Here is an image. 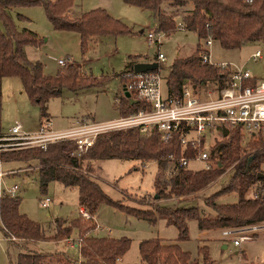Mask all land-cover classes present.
<instances>
[{"label":"trees","instance_id":"1","mask_svg":"<svg viewBox=\"0 0 264 264\" xmlns=\"http://www.w3.org/2000/svg\"><path fill=\"white\" fill-rule=\"evenodd\" d=\"M125 2L153 11L157 18V29L172 33L180 29L179 21L185 29L193 30L199 39L219 40L226 48L243 46L249 41L264 42V0H124ZM192 1L194 6L189 8ZM166 5L164 6V4ZM73 0H0V160L23 161L35 165L39 173L42 190L51 181L65 185H76L79 189V206L86 207L93 215L98 213L102 203L111 204L128 214L155 223L165 217L168 223L176 225L178 241L189 238V220L196 219L202 231L231 229L235 234L249 233L254 239L264 229V134L246 139L241 125H228L215 137L211 148L214 164L194 169L188 166L178 168L170 176L155 178L156 198L196 196L229 168L230 178L223 188L206 197L215 209L213 216H206L197 205H157L149 208L127 205L122 200L113 199L91 174L94 160L99 158H132L143 163L158 161L164 169L182 154L179 135L170 141L161 139L157 130L142 131L139 128L113 130L100 134L94 145L78 155L66 148L65 141L51 142L46 148L38 145H6V131L2 125L3 90L5 76H19L23 89L30 100L40 106L41 120H51L48 111L52 98L60 96L65 88L77 91L101 83L102 78L82 71V66L70 63L56 73L45 71L40 60L29 59L26 46L40 45L43 38L32 29H19L9 13L13 6L42 5L53 27L57 30H74L81 35L82 50L88 48L92 38L104 34L131 32L127 24L115 18L103 7L83 11L70 16L68 11ZM199 42L194 52L177 57L167 75V93L179 95L185 83L207 85L220 88L229 83V69L225 70L202 61L204 45ZM137 55H130L127 71L136 72ZM124 79H127L123 77ZM131 99H133L131 101ZM136 99V100H135ZM120 115L129 114L146 106L143 98L134 92L131 97L118 98ZM44 120V121H45ZM43 123V122H41ZM186 154L192 159L193 148ZM163 173V172H161ZM236 191V202L218 203L217 197L226 192ZM21 198L17 194L3 191L0 194L1 229L9 242V248L17 249L11 264H121L118 258L125 256L132 240L129 237L97 236V229L91 218L78 216L70 221L56 220L53 236H48L42 225L20 210ZM77 233L80 258L72 259L64 252L42 253L27 249L26 243L40 240L64 241ZM24 241L25 244H21ZM25 247V248H24ZM143 264H200L192 254L178 244L165 243L161 238L144 239L139 244ZM204 258H209L208 247H200ZM264 264V263H263Z\"/></svg>","mask_w":264,"mask_h":264},{"label":"rangeland","instance_id":"2","mask_svg":"<svg viewBox=\"0 0 264 264\" xmlns=\"http://www.w3.org/2000/svg\"><path fill=\"white\" fill-rule=\"evenodd\" d=\"M73 1L74 4L68 11L70 16H77L83 11H90L100 6L127 24L132 31L98 35L90 40L88 48L83 51L80 33L74 30L55 29L42 5H20L9 9L19 29L35 30L44 39L40 45L28 44L26 52L32 61H42L47 73H56L60 68L68 66L70 62H76L82 65V71L88 75L93 74L102 78L100 84L77 91L65 88L60 96L50 100L48 111L53 120L52 128L56 130L67 128L70 124L84 118L106 120L120 115L117 106L118 98L124 95L131 97L128 79L120 76V72L126 68L130 55H137L140 61H156L159 51L166 55V60L161 61L160 65L163 89L166 92L167 75L174 60L179 56L191 54L201 42L195 31L180 28L172 33H160V44L150 43L147 32L149 29H157L158 26L153 11L129 4L124 0ZM193 6L194 3L190 1L188 7ZM0 27L3 28L1 20ZM201 43L204 45L205 40ZM258 48H262L264 53L263 41H249L241 47L226 48L219 40L213 39L210 45L211 60L216 63L226 61L243 65L253 76L264 78V56L258 60L250 57L251 53ZM59 59L66 60V63H59ZM2 81L3 130L9 132L15 123H21L27 133H37L41 126L40 106L30 100L19 76H5ZM251 137L247 135L245 140ZM66 148L72 152L77 151L70 144ZM147 163L132 158H99L93 161L91 174L113 199L122 200L127 205L142 208L151 207L152 202L157 205H197L202 214L206 216L215 214L213 206L206 203V197L223 188L228 182L231 174L229 168L196 196L190 194L187 199H182V196L157 199L156 176L160 175L164 178L171 174L167 175V167L163 169L158 161ZM34 166L23 161L0 160V171L12 167L17 169L14 173L0 177V194L4 188L18 184L20 188L16 194L21 198V212L39 222L49 237L53 236L56 230L58 218L68 221L78 216L87 218L80 211L78 186L51 181L47 189L42 190L39 173ZM204 166L205 163L199 160H191L189 163V167L194 169ZM46 196L51 197L49 206L41 204ZM238 199V192L232 191L220 194L216 201L226 203L236 202ZM95 217L100 227L93 234L103 237H129L132 240L130 249L122 257L121 264H143L139 244L142 240L149 238H161L165 243L178 244L184 251L190 252L193 259H198L200 264H261L264 262V230L260 231L259 236L254 239L244 240L237 246L234 244V236L241 234L225 236L224 230H231L229 228L202 231L196 219H190L188 222L189 238L178 241L179 232L176 225L168 223L165 217H159L155 223H152L108 203L100 205ZM91 219L96 223V219ZM1 224L0 219V264H11L10 261L15 259L18 250L9 248V242L1 229ZM78 238V234L74 233L72 237L64 241L40 240L26 244L24 241L20 242L25 244L27 249L52 254L64 252L77 260L80 258L79 247L75 245ZM204 246L208 247L209 258H204V253L199 251L200 247ZM55 261L52 258L49 262L55 264Z\"/></svg>","mask_w":264,"mask_h":264},{"label":"built area","instance_id":"3","mask_svg":"<svg viewBox=\"0 0 264 264\" xmlns=\"http://www.w3.org/2000/svg\"><path fill=\"white\" fill-rule=\"evenodd\" d=\"M179 26L184 29V22L179 21ZM160 33L162 32L158 29H149L147 38L150 43L160 44ZM211 43V38L205 41L202 61L225 70L229 69V83L220 88L188 82L184 84L179 95L164 92L160 65L161 61L166 60V55L159 51L156 59L158 66L155 69L127 71L121 75L129 81L131 96L134 92L137 93L146 103L145 107L106 120L84 118L58 130L52 128L51 120H45L37 133H27L21 123H15L9 132H6L5 138L10 141L6 145H38L46 148L51 142L65 141L67 145H73L77 149L74 153L80 155L89 150L104 132L129 128H139L142 131L157 130L164 141H170L175 135H179L182 145V154L179 157L175 158L171 154L174 162L167 167V175L174 173L178 168L188 166L191 160L203 161L204 167L209 168L214 164L211 159L214 136H219L222 128L229 124L241 125L249 136L264 134V78L253 76L243 65L226 61L213 62ZM263 56V49L258 48L250 57L258 60ZM59 63L65 64L66 60L59 59ZM188 148L194 150L192 159L186 154ZM16 171L17 169L1 170L0 177ZM19 188L18 184H14L4 190L16 194ZM50 201L51 197L46 196L41 204L49 206ZM80 211L83 216L96 219V215L86 207H80ZM96 227H100L97 219ZM224 235L232 237L236 234L232 230H224ZM252 239L244 233L234 236V244L239 246L242 241ZM121 262L122 258H118V263Z\"/></svg>","mask_w":264,"mask_h":264},{"label":"water","instance_id":"4","mask_svg":"<svg viewBox=\"0 0 264 264\" xmlns=\"http://www.w3.org/2000/svg\"><path fill=\"white\" fill-rule=\"evenodd\" d=\"M158 66V63L156 61H138L134 64V68L136 71H144V70H151V69H155ZM133 99H131L132 101ZM136 100V99H135ZM224 132L225 134L228 133L227 128H224Z\"/></svg>","mask_w":264,"mask_h":264},{"label":"crops","instance_id":"5","mask_svg":"<svg viewBox=\"0 0 264 264\" xmlns=\"http://www.w3.org/2000/svg\"><path fill=\"white\" fill-rule=\"evenodd\" d=\"M95 37H96V36H95ZM129 61H130V59H128V61L126 62V66H127V64L129 63ZM138 61H140V60H137L136 62H138ZM136 62H135V63H136ZM75 63H76V62H75ZM77 64H78V63H77ZM80 65H81V64H80ZM81 66H82V65H81ZM126 68H127V67H126ZM126 68H125V69H126ZM125 69H124V70H125ZM120 76H121V75H120ZM121 78H123V77L121 76ZM2 82H3V81H2ZM50 119H51V122H53V120H52V116H51ZM40 124H41V118H40ZM72 124H73V123H72ZM70 125H71V124H70ZM70 125H69V126H70ZM11 169H14V167H12ZM11 169H6V170H11ZM3 171H5V170H3ZM8 174H10V173H8ZM6 175H7V174H6ZM223 230H224V229H223ZM262 230H264V229H262ZM262 230H261V231H262ZM75 245H76V244H75ZM263 263H264V262H262L261 264H263Z\"/></svg>","mask_w":264,"mask_h":264}]
</instances>
